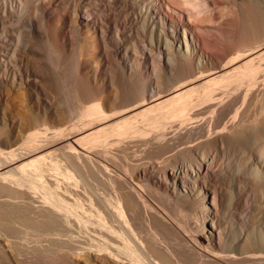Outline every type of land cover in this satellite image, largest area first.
<instances>
[{
  "label": "bare ground",
  "instance_id": "6f19581e",
  "mask_svg": "<svg viewBox=\"0 0 264 264\" xmlns=\"http://www.w3.org/2000/svg\"><path fill=\"white\" fill-rule=\"evenodd\" d=\"M240 1L0 0L2 264L264 262V223L220 217L246 188L264 215V16Z\"/></svg>",
  "mask_w": 264,
  "mask_h": 264
},
{
  "label": "rangeland",
  "instance_id": "374dc122",
  "mask_svg": "<svg viewBox=\"0 0 264 264\" xmlns=\"http://www.w3.org/2000/svg\"><path fill=\"white\" fill-rule=\"evenodd\" d=\"M235 4L237 5V7L242 5L240 0H235ZM250 4L252 5V8H251L252 12L257 17L264 16V2H257L256 0H252V2ZM262 101L264 104V99ZM235 170H236V167H234V165L230 167V171L232 173L236 172ZM234 181L235 180L231 179L230 183L233 185ZM225 186H228V185H225ZM231 188L233 189V187H231ZM248 190L249 189L246 188V192H247L246 195L249 196L248 202L244 201L245 199L239 197L238 195H235L234 193H229L230 191H227V192L225 191V195L223 196L222 202H221L222 206L220 209V217H221V220H223V222L225 223L227 232L229 234L232 233L231 231H236V232L241 233V230H242V233H244V234H249V232H256V231L258 234L259 227L262 225V223H264V215H261L260 217L255 219L256 221L253 223L252 220H247L246 212H243L245 210L242 209L243 210L242 211L237 206V202H241L242 206L244 204V208L248 207L251 209V206L249 204L252 205V202H251L252 197L250 196V192ZM235 209H237L239 212ZM242 212L244 214H242ZM240 219H242V220H240ZM60 259H62V261H64V259L61 256H59V259H58V255H56V254H52V255L47 254V256H45V258H44V260L46 261V264L47 263H49V264H63L64 262L62 263V261ZM0 264H2L1 260H0ZM26 264H29V263H26ZM236 264H240V263H236ZM250 264H253V263H250ZM261 264H264V262H262Z\"/></svg>",
  "mask_w": 264,
  "mask_h": 264
}]
</instances>
